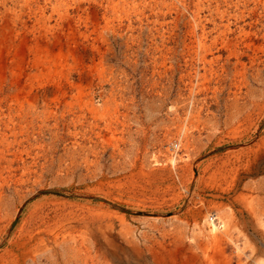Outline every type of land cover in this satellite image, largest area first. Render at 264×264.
<instances>
[{
    "label": "bare ground",
    "instance_id": "obj_1",
    "mask_svg": "<svg viewBox=\"0 0 264 264\" xmlns=\"http://www.w3.org/2000/svg\"><path fill=\"white\" fill-rule=\"evenodd\" d=\"M53 1L46 2L52 5ZM111 1L100 0L94 6L105 12ZM169 1L173 0H118L125 6L143 4L160 28L167 25L160 20L172 14L167 8ZM174 3L178 12L172 17L173 27L179 29L180 22L188 20L183 22L180 43L184 53L178 69L182 85L179 92L187 94L181 95L183 114L174 134L176 141L169 145L185 151L194 143L197 145L195 156L201 161L186 167L193 172V181H78L80 185L69 181L67 187L60 184L61 197L36 199V194L45 191L43 181H21L31 172L29 164H34L21 157L25 153L21 148L24 144L29 146L34 136L17 134L15 130L32 129L37 119L32 117V110L14 111L11 105L0 101V146L4 145L0 151V176L6 173L15 180L0 184V264H150L151 258L155 264H264V131L260 132L264 114L228 116L221 121L218 133H207V143L197 144L213 119L210 110L214 104L209 100L217 106L227 92L238 104L260 76L264 28L258 27V19L250 23L247 20L257 16L255 12L264 0ZM249 4L255 10H248ZM42 10V16L34 17L35 23L42 21L45 9ZM144 10L139 17L145 16ZM174 36L179 39V34ZM159 37L170 41L163 33ZM33 41L32 48L27 40L24 47L35 57L52 52L51 44ZM164 46L162 42L159 52L164 51ZM193 49L199 50L195 60L190 57ZM207 66L215 71V87L195 93L194 80ZM176 73L171 72V82ZM68 86L79 90L73 82ZM39 91L32 106L35 110L41 99L44 117L50 122L54 118L47 99L50 90ZM198 95H202L201 99H197ZM88 110L96 113L92 105ZM11 192L14 198L7 195ZM148 211L170 215L163 220L167 226L158 233L159 239L134 228L136 214ZM154 247L161 250V255L156 254Z\"/></svg>",
    "mask_w": 264,
    "mask_h": 264
},
{
    "label": "rangeland",
    "instance_id": "obj_2",
    "mask_svg": "<svg viewBox=\"0 0 264 264\" xmlns=\"http://www.w3.org/2000/svg\"><path fill=\"white\" fill-rule=\"evenodd\" d=\"M46 1L0 0V101L11 105L14 111L28 113L32 110V117L38 121L35 120L32 129L15 130L17 134L24 132L34 136L29 140V146L24 144L21 148L25 152L21 157L34 163L29 164L31 172L25 174L21 181H43L45 191L36 194V199L61 197L60 184L67 187L69 181L78 185V181L106 180L193 181V172L187 171L186 167L198 164L199 159L195 156L197 145L192 141L194 147L190 146L187 151L181 148L174 150L169 145L176 141L174 134L183 114L181 95L187 94L179 92L182 85L178 69L184 53L181 35L188 20L181 21L179 29L173 27L172 17L178 12L174 0L167 4L172 14L160 20L167 24L162 28L154 23L156 19L139 2L133 7L112 0L104 12L94 6L100 0H55L52 5ZM247 8L255 10L252 4ZM42 9H45L42 21L35 23L34 17L42 16ZM143 10L145 16L139 17ZM263 10L264 5H259L255 12L257 16L247 22L258 19V27L264 28ZM161 33L170 41L162 40L159 37ZM174 34H179L178 40ZM26 40L31 48L33 40L47 42L51 44L52 52L35 57L24 47ZM162 42H165L164 51L159 52ZM198 51H190L192 60ZM260 56L264 61L263 55ZM263 64L260 76L250 84L248 92H245L248 95L238 104L233 103L227 92L217 106L214 100H209L214 104L210 117L215 120L207 123V131L198 145L208 142V134L218 133L221 121L228 116L249 114L257 117L264 114ZM173 71L178 73L171 82L169 78ZM214 72L209 66L201 71L194 80L193 91L213 89ZM71 82L79 86V90L71 89L68 86ZM42 88L50 90L47 99L54 115L50 122L44 117L41 99L35 110L32 106L37 102L35 93L38 95ZM198 96L197 99H201L202 95ZM91 105L96 110L94 114L88 110ZM263 124L260 132L264 131ZM3 150L4 145L0 146V151ZM1 175L0 184L2 181H15L6 173ZM146 175L148 178H144ZM194 188L193 184L192 192ZM7 195L14 198L12 192ZM138 214L134 222L138 233L144 231L159 239L158 233L167 226L163 220L170 215L149 211ZM139 245L144 247L142 241ZM154 251L161 255L158 247H154ZM150 264H155L152 258Z\"/></svg>",
    "mask_w": 264,
    "mask_h": 264
}]
</instances>
